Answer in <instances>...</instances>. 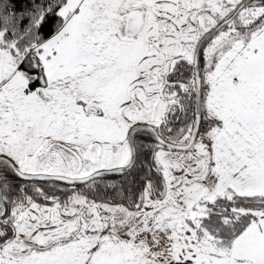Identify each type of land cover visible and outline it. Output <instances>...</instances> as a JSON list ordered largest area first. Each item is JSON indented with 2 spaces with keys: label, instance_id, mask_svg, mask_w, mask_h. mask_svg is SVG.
Returning a JSON list of instances; mask_svg holds the SVG:
<instances>
[{
  "label": "snow or ice",
  "instance_id": "snow-or-ice-1",
  "mask_svg": "<svg viewBox=\"0 0 264 264\" xmlns=\"http://www.w3.org/2000/svg\"><path fill=\"white\" fill-rule=\"evenodd\" d=\"M0 264H264V0H0Z\"/></svg>",
  "mask_w": 264,
  "mask_h": 264
}]
</instances>
